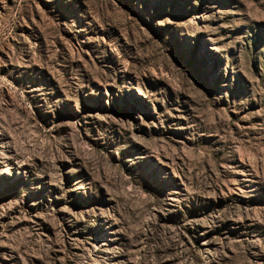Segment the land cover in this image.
<instances>
[{
    "label": "rangeland",
    "instance_id": "1",
    "mask_svg": "<svg viewBox=\"0 0 264 264\" xmlns=\"http://www.w3.org/2000/svg\"><path fill=\"white\" fill-rule=\"evenodd\" d=\"M0 264H264V0H0Z\"/></svg>",
    "mask_w": 264,
    "mask_h": 264
}]
</instances>
